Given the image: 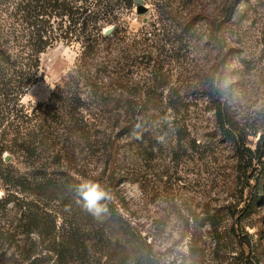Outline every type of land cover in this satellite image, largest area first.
I'll list each match as a JSON object with an SVG mask.
<instances>
[{
  "label": "rangeland",
  "instance_id": "374dc122",
  "mask_svg": "<svg viewBox=\"0 0 264 264\" xmlns=\"http://www.w3.org/2000/svg\"><path fill=\"white\" fill-rule=\"evenodd\" d=\"M144 1L148 12L142 15L135 4L132 9L122 3L115 7L118 18L104 30L118 26V33L83 63L97 79L122 77L127 87L123 101L130 99L129 89L138 95L135 103L150 113L142 116L146 129L158 138L152 142L155 151L146 152L148 144L132 145L134 139L126 134L116 138L118 143L112 138L115 143L81 145L75 156L70 154L72 163L63 161L64 170L78 180L112 187L121 213L151 246L145 248L149 264H230L244 249L251 264H264V173L239 165L217 121L221 110L248 147L264 132V0ZM3 9L0 18L7 17ZM0 27L7 29L2 22ZM80 55L79 46L63 43L44 54L39 81L30 89L36 103L26 99L28 91L21 101L24 109L33 111L58 86L63 89L82 63ZM105 67L107 73H100ZM88 84V77L80 84L83 96ZM173 112L176 118L169 120L174 126L176 120L186 127L182 142L162 135L167 124L158 118ZM96 113L98 129L110 135V114L102 109ZM125 116L121 114L120 124H127ZM60 140H55L60 143H54L56 152L62 149ZM6 156V164L30 171L26 158ZM56 164L54 173L59 171ZM250 177L261 182L260 189ZM5 188L0 181V200ZM252 196L262 207L248 216ZM19 219L13 204L0 210V233L12 232ZM212 219L222 223L223 235L212 233ZM2 242L0 255L7 251V258L12 257L8 264H21L17 248Z\"/></svg>",
  "mask_w": 264,
  "mask_h": 264
},
{
  "label": "trees",
  "instance_id": "16d2710c",
  "mask_svg": "<svg viewBox=\"0 0 264 264\" xmlns=\"http://www.w3.org/2000/svg\"><path fill=\"white\" fill-rule=\"evenodd\" d=\"M119 3L132 9L135 0H0V6H4L2 14L7 16L0 18L7 26V29L0 27V181L6 187L0 210L5 211L13 204L20 212L14 230L1 232L0 239L3 246L8 243L17 248L21 264H149L145 248L151 246L121 213L112 187H102L110 197L102 201L107 211L93 216L83 207L77 191L82 181L76 179L70 169L64 170L63 165L65 159L73 162L70 154L75 156L76 149L83 144L118 143L116 138L126 134L134 139L132 145L140 148L148 144L150 148L145 151L149 154L155 151L152 142L153 138H158L146 129L142 116L148 114L149 109L135 103L138 95L129 89L130 99L123 101L122 91L127 87L122 77L97 75V79L83 63L96 57L103 42L114 32L118 33L116 26L111 35L105 36L104 28L118 18L115 7ZM62 43L79 46V62L85 67L79 63L63 89L58 86L48 102L28 112L21 101L39 81L41 57ZM106 70L105 67L99 72ZM86 77L90 82L86 89L89 92L83 96L80 84ZM100 109L110 114V135L98 129L96 112ZM124 112L126 125L120 124ZM162 115L159 121L167 124L162 135L182 142L187 137L186 127L176 120L174 126L169 120L176 118V113L169 117ZM217 121L220 135L234 148L239 165L264 173V132L254 147H248L240 130L221 110ZM58 138L64 140L61 150L66 151L67 156L61 154V150L56 152L54 143L60 144L55 141ZM6 154L26 158L30 171L23 173L6 164ZM53 162L58 163L57 173L51 170ZM250 180L255 179L250 177ZM255 181L258 189L261 182ZM255 197L252 196L247 206L248 216L262 207ZM210 228L213 234L225 233L217 219L211 220ZM7 254L6 251L0 255V264L12 260ZM247 254L246 249L242 250L233 256L230 264H251Z\"/></svg>",
  "mask_w": 264,
  "mask_h": 264
},
{
  "label": "clouds",
  "instance_id": "9594fccd",
  "mask_svg": "<svg viewBox=\"0 0 264 264\" xmlns=\"http://www.w3.org/2000/svg\"><path fill=\"white\" fill-rule=\"evenodd\" d=\"M26 99H33L34 103H36V98L32 97L30 89L29 95ZM77 191L84 202L83 207L90 214L98 217L107 211V208L102 201L110 199V197L98 182L85 179L80 183Z\"/></svg>",
  "mask_w": 264,
  "mask_h": 264
},
{
  "label": "water",
  "instance_id": "95a60500",
  "mask_svg": "<svg viewBox=\"0 0 264 264\" xmlns=\"http://www.w3.org/2000/svg\"><path fill=\"white\" fill-rule=\"evenodd\" d=\"M145 1L144 0H135V5L137 7V13L139 15L145 14L148 12V8L144 6ZM114 28H110V29H106L104 31L105 36H109L112 34ZM8 156L5 157V161L8 162L9 161Z\"/></svg>",
  "mask_w": 264,
  "mask_h": 264
}]
</instances>
